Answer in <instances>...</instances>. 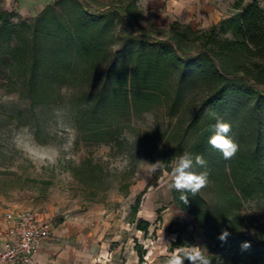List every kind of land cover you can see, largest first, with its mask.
Returning a JSON list of instances; mask_svg holds the SVG:
<instances>
[{"label": "trees", "instance_id": "trees-1", "mask_svg": "<svg viewBox=\"0 0 264 264\" xmlns=\"http://www.w3.org/2000/svg\"><path fill=\"white\" fill-rule=\"evenodd\" d=\"M138 2L121 0L93 11L84 0H54L23 18L0 0V87L29 102L18 119L27 111L38 118L57 106L70 113L85 141L107 145L128 142L121 136L132 114L165 106L170 117H178V130L169 135L175 143L161 169L169 171L193 141L191 153L206 161L197 171L208 173L217 193L216 205L201 190L185 193V205L172 188L174 204L192 214L214 243L211 264H264V233L244 229L238 217L246 201L264 198V7L259 0H237L232 14L209 28L177 20L157 37L121 29L143 21ZM218 119L231 125L228 135L239 145L231 159L209 144ZM167 136V129L143 132L146 151L154 154ZM71 170L88 186L93 178V188L104 178L92 159ZM131 185L123 182L121 191L128 195ZM143 194L132 207L131 223ZM150 225L140 219L138 229L147 233ZM223 230L230 233L224 241ZM245 242L250 247L242 250ZM180 246L186 245L178 238L171 249ZM138 254L143 261L145 251Z\"/></svg>", "mask_w": 264, "mask_h": 264}, {"label": "rangeland", "instance_id": "rangeland-1", "mask_svg": "<svg viewBox=\"0 0 264 264\" xmlns=\"http://www.w3.org/2000/svg\"><path fill=\"white\" fill-rule=\"evenodd\" d=\"M50 1L2 0V5L19 12L23 18H30L40 13ZM84 1L96 11L121 0ZM236 1L217 0L216 3L221 4V11L231 15ZM260 2L264 6V0ZM138 4L144 16L141 24L137 27L124 25L121 29L151 31L157 37L166 35L170 24L176 21L168 6L162 5L161 0H139ZM28 107L29 102L18 93L8 94L0 87V206L38 209L54 224L68 217L88 222L95 227L97 236L108 244L109 264H165L174 251L172 243L178 238L185 245L206 246L207 255L215 252L214 243L196 225L194 216L173 202L171 173L179 159L169 165V171H148V163L163 161L175 143L176 137L169 135L177 133L174 131L178 130V117H170L165 106L141 115L132 114L128 118L129 128L121 136L128 142L123 141L122 145L85 141L80 130L71 124L70 113L57 106L38 112V118L27 111L23 121L18 119L17 113ZM36 125L39 126V137H36ZM166 129L167 138L158 151L149 154L143 145V132ZM192 143L185 152L191 153ZM87 159L100 166V172L104 174L94 188L90 183L93 178L87 180L88 186L71 170ZM83 176L90 175L84 170ZM123 182L132 184L128 195L121 191ZM201 191L212 205L217 204V193L210 179ZM93 192L98 195L94 196ZM142 193L137 220L131 223L132 207ZM238 215L244 229L255 235L264 233V198L246 201ZM140 219L150 222L147 233L138 229ZM140 249L145 251L143 261L139 258Z\"/></svg>", "mask_w": 264, "mask_h": 264}, {"label": "crops", "instance_id": "crops-1", "mask_svg": "<svg viewBox=\"0 0 264 264\" xmlns=\"http://www.w3.org/2000/svg\"><path fill=\"white\" fill-rule=\"evenodd\" d=\"M161 1L162 5L168 6L174 20L194 28H209L230 16L221 11L217 0ZM51 222V236L35 253V264H109V246L97 236L94 226L72 217L59 224Z\"/></svg>", "mask_w": 264, "mask_h": 264}, {"label": "clouds", "instance_id": "clouds-1", "mask_svg": "<svg viewBox=\"0 0 264 264\" xmlns=\"http://www.w3.org/2000/svg\"><path fill=\"white\" fill-rule=\"evenodd\" d=\"M215 132L209 140V144L222 152L225 159H231L238 151L239 145L228 135L231 131V125L218 119L214 125ZM206 161L202 155H193L185 152L180 157L176 166L172 169L171 187L181 192L180 199L187 205L188 196L185 193H191L195 196L201 189L209 183L208 173L206 171H197L198 167H204ZM164 167V162L157 160L154 163H148L149 173H156ZM230 233L223 230L219 239L224 241ZM174 239V238H173ZM170 243V242H168ZM250 247V243L245 242L242 250ZM211 264L207 255V247L199 244H187L186 246L176 247L172 254L167 257L165 264Z\"/></svg>", "mask_w": 264, "mask_h": 264}, {"label": "built area", "instance_id": "built-area-1", "mask_svg": "<svg viewBox=\"0 0 264 264\" xmlns=\"http://www.w3.org/2000/svg\"><path fill=\"white\" fill-rule=\"evenodd\" d=\"M51 233L52 222L40 210L0 206V264H35Z\"/></svg>", "mask_w": 264, "mask_h": 264}]
</instances>
